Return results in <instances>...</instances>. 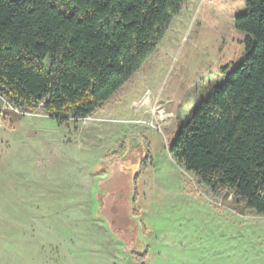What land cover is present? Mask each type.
Here are the masks:
<instances>
[{"label": "rangeland", "instance_id": "374dc122", "mask_svg": "<svg viewBox=\"0 0 264 264\" xmlns=\"http://www.w3.org/2000/svg\"><path fill=\"white\" fill-rule=\"evenodd\" d=\"M244 12L243 0H186L91 117L58 124L0 96V264H264V215L207 197L168 154L247 56L233 24Z\"/></svg>", "mask_w": 264, "mask_h": 264}, {"label": "trees", "instance_id": "16d2710c", "mask_svg": "<svg viewBox=\"0 0 264 264\" xmlns=\"http://www.w3.org/2000/svg\"><path fill=\"white\" fill-rule=\"evenodd\" d=\"M185 1L0 0V96L58 124L91 117L153 54ZM243 2L233 24L248 54L179 125L168 154L207 197L230 195L264 215V0Z\"/></svg>", "mask_w": 264, "mask_h": 264}]
</instances>
